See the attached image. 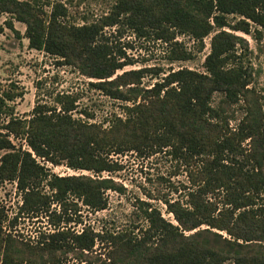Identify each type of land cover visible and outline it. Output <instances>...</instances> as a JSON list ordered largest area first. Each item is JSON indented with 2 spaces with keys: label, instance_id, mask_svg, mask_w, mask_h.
<instances>
[{
  "label": "trees",
  "instance_id": "trees-1",
  "mask_svg": "<svg viewBox=\"0 0 264 264\" xmlns=\"http://www.w3.org/2000/svg\"><path fill=\"white\" fill-rule=\"evenodd\" d=\"M0 15L26 26L30 49L77 69L97 81L89 83L93 90L125 105L105 126L86 111L88 119L75 118L78 97L57 93L24 118L14 107L23 92L1 91L0 183L16 184L22 201L10 229L0 206V264H264V103L252 88L250 43L239 35L262 41L264 0H117L83 24L69 22L61 3L0 0ZM109 28L167 44L172 63L192 59L178 36L203 45L212 35L206 71H124L134 63L106 35ZM149 76L161 79L143 87ZM216 94L222 99L214 106ZM238 105L244 114L234 127ZM129 153H164L185 168L184 197H159L177 224L142 200L124 229L77 231L72 214L80 204L100 212L108 192L126 191L101 175L123 170L113 157ZM49 165L95 176L61 177ZM21 217L46 218L50 229L17 236Z\"/></svg>",
  "mask_w": 264,
  "mask_h": 264
},
{
  "label": "rangeland",
  "instance_id": "rangeland-1",
  "mask_svg": "<svg viewBox=\"0 0 264 264\" xmlns=\"http://www.w3.org/2000/svg\"><path fill=\"white\" fill-rule=\"evenodd\" d=\"M50 1L64 4L67 7L69 22L83 24L85 20L95 21L106 15L117 0ZM48 10L50 9L48 8ZM6 21H12L14 30L7 26ZM105 32L114 41V44L116 41L121 44L127 56L134 63L132 66L126 67L124 71L146 67L158 68L163 70L162 77H165V73H169L171 69L174 71L189 69L201 73L206 71L205 60L211 50L212 35L204 39L203 45L190 37L178 36L176 42L183 44L184 48L192 54V59L172 63L169 61L170 48L165 43L137 38L129 30L122 32V36L117 33L116 28L106 29ZM25 33L26 26L24 24L12 20L8 15H0V93L3 90H15L16 88L17 92H23L24 96L14 103L16 114L19 117L29 118L39 103H53L57 93H68L78 97L77 110L74 112L75 118L88 119L87 115L81 114L82 111H86L93 117L90 122L104 123L105 126H108L106 122L115 119L116 116H123L124 103L114 101L101 92L93 90L89 83L97 81L81 75L77 69L60 66L58 61L61 60L44 52L30 49ZM239 35L250 43L249 61L254 69L252 88L264 103V32L260 42L251 36ZM122 72L120 71L118 74ZM158 79L146 77L142 86L151 88ZM221 99L222 95L216 94L213 105L217 106ZM234 110L236 111L234 115L236 120L232 121V126L236 127L244 113L240 105L235 106ZM113 160L118 161L124 167L123 170L113 174L104 173L101 177L113 178L118 184L123 185L126 191L123 194L108 192V208L100 212H93L80 204L79 207L82 210L77 214H72L74 223L71 226L77 231H81L84 225H91L96 229H100L102 226L124 229L135 222L133 214L138 206L136 203L142 200L162 209L165 218L177 224L173 215L165 212L166 207L159 201V197L166 196L171 199L184 197L186 192L183 186H189L185 168L172 161L164 153L152 157H140L137 154L129 153L123 156H114ZM49 167L54 174L61 177H68V174H71L66 166L49 165ZM77 172V175L72 176L85 175L93 178L95 176L87 171ZM176 188L179 192L176 191ZM21 201L22 198L16 184L0 183V206L5 207L9 216V221L6 223L8 229L11 227V221L18 214ZM81 221L83 222L81 223ZM48 229L50 226H48L46 218L38 220L21 217L12 230L17 236L33 239L36 237V233ZM95 255L93 253L90 258L94 259ZM226 264H232V262Z\"/></svg>",
  "mask_w": 264,
  "mask_h": 264
},
{
  "label": "built area",
  "instance_id": "built-area-1",
  "mask_svg": "<svg viewBox=\"0 0 264 264\" xmlns=\"http://www.w3.org/2000/svg\"><path fill=\"white\" fill-rule=\"evenodd\" d=\"M67 169L71 172V174H68V176H72V175H77L78 174V172L75 171V170H72V169H69V168H67Z\"/></svg>",
  "mask_w": 264,
  "mask_h": 264
}]
</instances>
